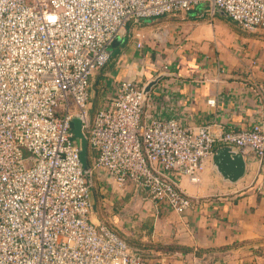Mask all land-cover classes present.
<instances>
[{"label":"built area","instance_id":"1","mask_svg":"<svg viewBox=\"0 0 264 264\" xmlns=\"http://www.w3.org/2000/svg\"><path fill=\"white\" fill-rule=\"evenodd\" d=\"M200 4L245 31H264V0H0V264H149L92 221L95 170L179 215L194 207L181 178L198 183L221 147L252 153L264 176V122L227 130L146 114L150 95L128 80L91 118L90 81L115 40L134 37L141 48L145 35L129 26ZM75 118L96 154L88 175Z\"/></svg>","mask_w":264,"mask_h":264},{"label":"crops","instance_id":"2","mask_svg":"<svg viewBox=\"0 0 264 264\" xmlns=\"http://www.w3.org/2000/svg\"><path fill=\"white\" fill-rule=\"evenodd\" d=\"M128 29L145 35L143 45L138 48L134 37L112 45L116 56L101 73L96 111L117 82L144 88L164 75L149 93L146 114L227 130L264 122L263 30L245 31L204 4ZM166 62L170 71L162 69ZM156 89L159 94L152 96ZM245 158V174L235 182L217 172L213 157L198 183L182 177L180 186L194 203L182 215L157 206L130 184L119 188L109 174L95 170L91 219L132 240L149 264H264V176L252 153Z\"/></svg>","mask_w":264,"mask_h":264},{"label":"water","instance_id":"3","mask_svg":"<svg viewBox=\"0 0 264 264\" xmlns=\"http://www.w3.org/2000/svg\"><path fill=\"white\" fill-rule=\"evenodd\" d=\"M118 42H121L120 38L116 39L113 45L117 44ZM162 77H164V75L158 76L143 88L145 99L148 97L152 88L155 87L162 79ZM72 125L76 144L81 148V165L83 167L85 175H88L89 162L87 158V141L81 131V121L75 118L72 121ZM213 166L225 180L235 182L245 174L247 161L245 155L239 152L237 149L225 146L216 150L213 156Z\"/></svg>","mask_w":264,"mask_h":264},{"label":"trees","instance_id":"4","mask_svg":"<svg viewBox=\"0 0 264 264\" xmlns=\"http://www.w3.org/2000/svg\"><path fill=\"white\" fill-rule=\"evenodd\" d=\"M169 16V15H168ZM163 17H166V16H163ZM162 18V17H161ZM128 38H132V37H128ZM114 44V43H113ZM112 44V45H113ZM112 45H111V47L109 48V52H110V56H111V58H110V61H109V63L105 66V67H103L102 69H100L99 71H97L93 76H92V78H91V81H90V110H91V106H92V99H93V97H92V92H93V86L94 85H92V83H93V80H94V77L95 76H101V73L104 71V69H106V67L111 63V61H112V59H113V57H115L116 56V51H115V49H113L112 48ZM101 79H102V76H101ZM94 89H95V86H94ZM97 109V108H96ZM96 110L94 111V114H92L91 115V118H93L94 117V115L96 114ZM94 152V150H92L90 147H89V145L87 144V158H88V162H89V164H91V166H92V164H93V162L92 163H90L91 162V157L95 154V152ZM96 155V154H95ZM111 227V226H110ZM111 228H113V227H111ZM114 229V228H113ZM117 233H118V231L116 230V229H114ZM118 235L121 237V238H123L121 235H120V233H118ZM124 239V238H123ZM126 242H127V244L129 245V247H130V249L134 252V253H136L137 255H139V256H141L142 258H144L145 259V256L143 255V253H141L140 251H136V250H134L135 248L132 246V240L130 241V240H126V239H124ZM134 243V242H133ZM133 247V248H132Z\"/></svg>","mask_w":264,"mask_h":264},{"label":"rangeland","instance_id":"5","mask_svg":"<svg viewBox=\"0 0 264 264\" xmlns=\"http://www.w3.org/2000/svg\"><path fill=\"white\" fill-rule=\"evenodd\" d=\"M92 85L95 86V89L93 86V92H92L93 99H92V106H91V110H90L91 115L94 114V111L98 107V103L100 100V88H97V85H102L101 76H98V75L95 76Z\"/></svg>","mask_w":264,"mask_h":264}]
</instances>
